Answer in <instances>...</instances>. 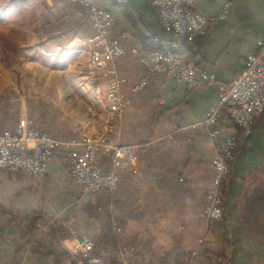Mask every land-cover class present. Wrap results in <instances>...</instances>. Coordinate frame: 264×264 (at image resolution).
Masks as SVG:
<instances>
[{"label": "crops", "instance_id": "crops-1", "mask_svg": "<svg viewBox=\"0 0 264 264\" xmlns=\"http://www.w3.org/2000/svg\"><path fill=\"white\" fill-rule=\"evenodd\" d=\"M96 5L111 13L109 37L126 50L114 67L131 104L117 127L121 143L132 146L135 161L117 171V191L109 195L101 191L93 199L83 196L70 178L65 149L54 151L40 177L0 169V264H57L61 252L70 253L78 234L97 240L102 220L88 218L84 206L91 203L99 208L106 198L108 214L123 222L127 241L151 242L162 251L172 249V254L200 253L206 246L219 250L211 264H226L227 250L207 244L214 240L203 213L213 178L210 156L214 146L208 132L198 125L217 100L216 85L189 92L170 75H160L132 94L133 84L146 75V67L133 50L141 54L152 48V37L169 39L170 35L161 28L152 0H96ZM24 6L44 17L37 27V32L41 30L33 54H40L51 76L57 78L51 93L40 92L36 97L61 111L64 105L59 99L67 95L72 78L75 95L90 98V106L97 110L87 126L58 117L65 130L50 135L79 141L99 134L106 124V106L95 99L92 86L103 88L106 77L89 64L84 42L92 29L87 9L67 0H28ZM190 8L206 23L187 42V52L198 68L214 74L217 81H231L264 38V0H193ZM220 14L225 18L220 19ZM58 47L71 51L58 54ZM60 77L61 83H56ZM35 127L43 130L40 124ZM217 127L222 132L232 128L225 109ZM237 141L238 152L226 184V218L231 229L236 226L235 240L245 242L243 230L237 229L242 225L239 214L251 196L260 193L259 200L264 196V129L240 133ZM102 165L109 168L108 160L103 159ZM247 217L258 219L253 213ZM37 218L41 220L36 222ZM97 257L93 256L92 264H109L108 251H100Z\"/></svg>", "mask_w": 264, "mask_h": 264}, {"label": "built area", "instance_id": "built-area-1", "mask_svg": "<svg viewBox=\"0 0 264 264\" xmlns=\"http://www.w3.org/2000/svg\"><path fill=\"white\" fill-rule=\"evenodd\" d=\"M75 2L88 10V20L92 34L85 39L89 48V64L94 70L103 72L106 77L102 88L94 84L92 92L95 99L106 106V124L102 132L95 136H84L82 140H61L48 132L35 127L34 121L22 108L14 131L0 133V169L9 172L40 177L47 169L54 151H68L67 171L83 196L93 197L99 192L107 194L117 191L119 176L117 171L135 161L132 146L123 145L117 122L121 121L126 108L131 104L123 90L124 80L118 75L114 61L126 54L125 48L116 39H110L113 23L110 12L99 8L96 0H67ZM193 0H152L159 14V23L169 39L154 36L150 40L152 48L141 53L140 62L146 67V75L137 80L132 94L142 91L150 78L170 75L178 83L192 92L206 85L215 84L217 100L198 123L205 129L213 142L210 164L213 168L211 189L206 196L204 217L207 222L226 217L224 209L226 184L234 161L238 135L252 132L254 120L264 110V38L257 43L258 51L249 55L243 69L229 82H219L214 74L197 67L186 50V44L193 36L202 32L206 20L190 8ZM220 19L225 18L220 14ZM58 47V54H66ZM229 116L232 128L222 132L218 121L222 110ZM89 114L95 116L97 110L90 106ZM108 160L109 168H104L102 160ZM120 233V229H116ZM70 249L72 259L63 264H88L86 257L94 251L95 240L78 234ZM204 239H200L202 244ZM126 257L124 264H146L148 257L139 248L127 246L120 248Z\"/></svg>", "mask_w": 264, "mask_h": 264}, {"label": "rangeland", "instance_id": "rangeland-1", "mask_svg": "<svg viewBox=\"0 0 264 264\" xmlns=\"http://www.w3.org/2000/svg\"><path fill=\"white\" fill-rule=\"evenodd\" d=\"M27 2L28 0H0V108L15 102H20L22 107L26 108L28 99L43 101L36 95L40 92L51 93L52 81L57 79L51 76L52 71L42 61V56L33 54L35 39L41 30L37 32V27L39 29L44 17L38 16L37 12L30 13L24 6ZM40 12L42 13L43 9ZM56 83H61V77ZM66 87L68 91L64 89L67 95H62L59 99L64 105L61 111L58 106L43 101L52 106V120L45 119L42 122L50 128L56 127L59 133H63L65 129L58 124V117L68 118L78 126H87L88 121L92 119L88 111L90 98L75 95L76 83L72 78L68 80ZM259 196L260 193L251 196L239 214L238 220L242 225L237 226V229L243 230L246 241L235 240L232 231L236 230V226L233 229L229 226L231 238L228 243L222 245V249H226L229 254L225 258L226 264H264V196L260 200ZM105 200L99 208L96 206V217L100 218L102 223L108 214L107 198ZM252 213L258 216L255 221L247 217ZM123 232L122 228L121 234H124ZM124 239L126 241V238ZM210 243L213 244L214 241Z\"/></svg>", "mask_w": 264, "mask_h": 264}, {"label": "trees", "instance_id": "trees-1", "mask_svg": "<svg viewBox=\"0 0 264 264\" xmlns=\"http://www.w3.org/2000/svg\"><path fill=\"white\" fill-rule=\"evenodd\" d=\"M86 13L88 15V10ZM51 107V105H48L43 101L28 99L26 100L25 109L27 111V114L34 121L35 124H40L43 131H46L49 134L52 133L53 135L54 130L56 129L57 131V128H50L42 122L45 119L52 120L50 115ZM22 108L23 107L20 102H15L9 105L5 104L4 106H2V108H0V133L15 130ZM254 129H264V110L256 116L252 131ZM237 152L238 141L237 147L234 152L235 156ZM224 209L227 210V196ZM84 213L89 218H96L97 207L89 203L84 206ZM40 220V218H37L36 222ZM208 223L209 231L212 233L214 237L213 241L214 243H216V245L222 246L229 242L230 231L226 217H223L220 220L210 221ZM117 228L120 229V234L116 233ZM122 228H124L122 221L111 218L109 214H107L106 219L102 223L100 233L97 236L96 249H94V251L86 257V261L88 264L93 263V256L95 257V259L98 258L97 256L99 255L100 251L109 252V264H123V261H125L126 257H124L122 253H120V248L127 246L139 248L141 253L146 254L148 257V262L146 264H211L212 260L215 259L216 256L219 254V250L213 251L210 250V248H206V246L204 247V249H202L200 253L184 250L180 253L179 251H177L172 254V249L162 251L160 247L152 245L151 242H130L127 240L124 241L125 234H121ZM204 243H202L201 245H204ZM207 244L210 245L211 243L207 242ZM64 259H72V255L67 252H61L59 258L57 259V264L62 263Z\"/></svg>", "mask_w": 264, "mask_h": 264}]
</instances>
